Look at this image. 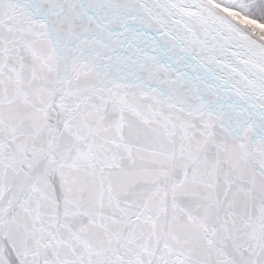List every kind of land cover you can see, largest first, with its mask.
I'll return each instance as SVG.
<instances>
[{"label": "snow or ice", "instance_id": "1", "mask_svg": "<svg viewBox=\"0 0 264 264\" xmlns=\"http://www.w3.org/2000/svg\"><path fill=\"white\" fill-rule=\"evenodd\" d=\"M0 264H264V0H0Z\"/></svg>", "mask_w": 264, "mask_h": 264}]
</instances>
